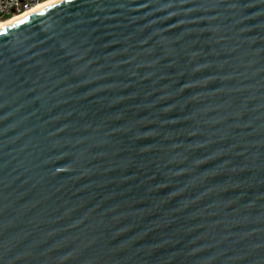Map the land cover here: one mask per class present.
<instances>
[{"label": "water", "instance_id": "obj_1", "mask_svg": "<svg viewBox=\"0 0 264 264\" xmlns=\"http://www.w3.org/2000/svg\"><path fill=\"white\" fill-rule=\"evenodd\" d=\"M0 264H264V0L0 27Z\"/></svg>", "mask_w": 264, "mask_h": 264}, {"label": "built area", "instance_id": "obj_2", "mask_svg": "<svg viewBox=\"0 0 264 264\" xmlns=\"http://www.w3.org/2000/svg\"><path fill=\"white\" fill-rule=\"evenodd\" d=\"M45 0H0V21L23 14Z\"/></svg>", "mask_w": 264, "mask_h": 264}, {"label": "bare ground", "instance_id": "obj_3", "mask_svg": "<svg viewBox=\"0 0 264 264\" xmlns=\"http://www.w3.org/2000/svg\"><path fill=\"white\" fill-rule=\"evenodd\" d=\"M55 1H58V0H45V1L41 2V3H39L38 5H36L35 7H33L32 9H30V10L24 12V13L21 14V15L14 16V17H11V18L6 19V20H1V21H0V27L6 25V24H8V23H10L11 21H13V20H15V19H17V18H19V17H22V16H24V15H26V14H29V13H31V12H33V11H35V10L41 8V7H44V6H46V5H49V4H51V3L55 2Z\"/></svg>", "mask_w": 264, "mask_h": 264}, {"label": "rangeland", "instance_id": "obj_4", "mask_svg": "<svg viewBox=\"0 0 264 264\" xmlns=\"http://www.w3.org/2000/svg\"><path fill=\"white\" fill-rule=\"evenodd\" d=\"M3 20H5V19H3Z\"/></svg>", "mask_w": 264, "mask_h": 264}, {"label": "trees", "instance_id": "obj_5", "mask_svg": "<svg viewBox=\"0 0 264 264\" xmlns=\"http://www.w3.org/2000/svg\"><path fill=\"white\" fill-rule=\"evenodd\" d=\"M6 20V19H5Z\"/></svg>", "mask_w": 264, "mask_h": 264}]
</instances>
